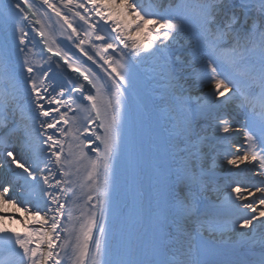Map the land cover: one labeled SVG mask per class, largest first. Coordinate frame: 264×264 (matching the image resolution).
Listing matches in <instances>:
<instances>
[{
  "label": "snow or ice",
  "instance_id": "1",
  "mask_svg": "<svg viewBox=\"0 0 264 264\" xmlns=\"http://www.w3.org/2000/svg\"><path fill=\"white\" fill-rule=\"evenodd\" d=\"M254 2L264 15V0ZM222 3L223 0H195L191 4L173 5L169 0L165 7L162 0H59L73 18L82 22L78 29L53 0H0V24L11 22L12 38L18 40L16 51L24 55L19 72L9 61L0 73V170L5 171L0 179V264H208L201 258L188 225L193 219L200 228L208 223L201 220L198 207L206 188L200 144L207 138L191 141V137L197 136L194 128L197 118L207 120L220 108L238 100L244 115L240 128L234 126V118L230 116L214 117V132L225 145V166L229 170L251 166L254 175L264 176V31L253 26L257 40L251 48L241 46L238 40L231 47H223L227 37H238V32L233 27L235 16L224 27L217 24ZM42 6L55 14L61 34H66V39L75 44L82 56L93 64L99 57L108 66L110 86H97L86 70L71 62L53 35L45 31L39 14ZM193 12L198 17L195 54L187 63L175 57V64L180 65L175 67L170 49L173 44H179L181 32L191 31ZM43 16L47 18L48 12ZM30 24L40 27L29 30ZM84 25L88 26L87 30L83 29ZM30 31L52 53L46 61L47 69L29 59L32 50L28 44L34 42L29 40ZM53 56L79 73L95 89V94L86 92L83 83L71 88L53 83L52 64L61 67L53 61ZM149 57L158 58L164 91L180 105L181 135L189 141L190 148L183 167L170 178L167 191L170 207L161 225L163 239L157 257L147 262L130 259L113 262L108 259L106 212L122 138L123 98L131 87V61ZM193 63L198 66L189 75L199 86H211L202 96L185 95L182 80L186 82L187 77L182 73ZM72 93L80 96L74 97ZM77 112L87 113L84 122ZM25 120L33 125L38 122V127L30 129L23 123ZM241 129L243 143L231 144L230 137L234 133L239 135ZM25 154H29L31 162L24 158ZM81 169L85 183L80 187H87L88 191L81 193L84 199L78 203L81 197L76 195L69 177L78 175ZM9 172L15 178V185L7 179ZM17 187L19 195L24 197L22 201L10 195ZM37 189L40 198H47L43 209L35 197ZM256 193L260 194L258 201L250 199ZM231 194L226 207L227 229L237 233L250 257L240 264H264V231L257 227L264 228V181L252 187L237 183L232 186ZM34 199L35 207H29ZM94 199L96 202L92 203ZM16 214L27 217L23 221V233L8 227L10 223L22 222ZM29 223L38 227H29ZM208 226L215 234L216 225ZM182 237L187 238L186 248ZM170 244L178 247L173 249Z\"/></svg>",
  "mask_w": 264,
  "mask_h": 264
},
{
  "label": "bare ground",
  "instance_id": "2",
  "mask_svg": "<svg viewBox=\"0 0 264 264\" xmlns=\"http://www.w3.org/2000/svg\"><path fill=\"white\" fill-rule=\"evenodd\" d=\"M53 2L61 8L62 12L69 16L73 25L79 29L82 22H80L78 18H73V14L59 4V0H53ZM248 7L249 6L244 4V12H246L245 10H247ZM45 11L48 12L47 18L43 16ZM228 11H231L228 7H221V16L217 21L220 27L224 25L226 15L229 13ZM240 13L242 12H239V14ZM39 14L45 24V31L53 35L62 50L69 55L71 62L78 65L81 69L86 70L97 86H104V88L110 86L111 80L109 79L108 73L111 70L108 66L103 65V61L100 60L99 57H96L97 63L93 64L92 61L82 56L75 44L66 39V34H61V29L59 25L56 24L58 18L51 10H47L46 6L40 7ZM245 17L246 14L243 15L240 22L234 24L233 27L238 32V37L230 36L232 39L230 41L231 44H236L237 40L239 41V39H241L240 35L243 34ZM93 22H95V20ZM49 25L51 27H49ZM33 26L37 28L40 27L39 25L30 24L28 25L29 30ZM66 27L65 25V28ZM87 27V25H84L83 29L87 30ZM12 32L13 25L11 22L0 24V73L3 72L5 63L9 61L15 71L19 72L20 65L24 59V55L16 51L18 40H13ZM68 32H71V29H68ZM81 36H83V31H81ZM245 37H242L243 39L241 40H244ZM29 40L34 41L28 44V48L32 50L29 54L30 61H32L33 64L38 62L47 69L48 63H46V61L49 56H52V53L45 49L44 43L35 32H29ZM239 44L242 46L245 44V40ZM85 47H87V45H85ZM52 59L61 65L60 68H56L55 63L52 64L53 72L50 73V75H54L53 83L68 88H71L77 83H83L86 92L95 94V89L92 88L87 81L83 80V77L79 76V73L69 69L58 57L53 56ZM177 66L180 67V65ZM191 71L192 69L189 68L184 69L182 75L185 77L189 76ZM25 75L27 74L25 73ZM130 79L131 87L128 89L127 93L124 94L125 98H123L124 123L122 138L119 154L114 162V175L112 177L114 185H112L111 188L116 187L117 190V198L114 197L116 198L115 213L108 216L106 213V224L109 229L108 259L113 262L118 259L147 262L157 257L163 239L161 225L165 222L170 207V203L167 200L170 178L172 177V173L183 167V163L188 156V150L190 148L189 141L184 139L181 135L183 121L180 114V105L175 109V105L177 104L174 103L178 102H174L164 91L165 81L162 76V68L158 58L149 57L140 60L133 59L131 61ZM69 81L72 83L70 84ZM185 88V95L192 96H202L211 90V86H209L204 90L194 92L192 90L194 84L191 82L187 83ZM72 95L74 97L80 96L79 93H72ZM65 98H67V94ZM79 102L85 105L88 104L87 101ZM227 106L217 111L224 110ZM75 107L76 105H73V108ZM171 108H173L176 113L173 114ZM71 115H73V113H69V116ZM76 115L80 118L81 122H84V117L87 113L77 112ZM40 119L44 118L41 117ZM197 120L198 126H194L197 136L191 137V141H197L198 137L207 138L200 144L201 151L204 154L203 161L208 162L207 166H203L205 177L212 179L235 178L240 182L242 181L243 185L249 187L264 181V176H256L253 174L254 170L251 166H242L239 170H229L228 167L225 166V162L222 161L219 163L215 162V165H213L210 157L215 154L217 145H219L217 143V134H209L205 131L207 129L206 123L208 120L202 118H197ZM23 123L28 124L30 129L38 127V122L33 125L31 121L25 120ZM91 127L94 128L95 125ZM199 129L202 130L199 131ZM51 131L52 130H49V132ZM33 136H35L34 131ZM239 136L240 134L237 135L234 133L232 138L238 141ZM12 140L15 142L16 137L14 136ZM212 145L216 146L211 147ZM17 151H19V149H17ZM90 154L95 155L94 153ZM24 158L31 162L29 154H25ZM16 171L20 170L17 169ZM73 172H75V168H73ZM4 176L5 171L0 170V179H3ZM83 176L84 170L81 169L78 175L69 177V179L74 182L73 187L76 195L81 197L80 200L77 201L78 203H82L84 199L81 193H87L88 191L87 187L83 189L80 187V184L85 183ZM7 179L15 185V178L10 172L7 174ZM42 187L47 186L42 185ZM136 188L138 189L135 190ZM129 191L132 193L131 195ZM19 192L20 189L17 187L16 191L11 192L10 195L22 201L24 197L20 196ZM230 194L231 191L226 190L224 194L215 197L209 194L203 195L201 198L202 202L198 207L202 213H207L208 217H217L220 214H226V207ZM132 196L134 201L131 200ZM231 196L233 199L235 198L234 194H231ZM35 197L39 199L40 207L43 209L47 198H40L39 189L36 190ZM259 198L260 194L256 193V195L250 199L258 201ZM35 202L36 200L34 199L29 207H35ZM95 202L94 199L92 203ZM71 204L72 201H69V206H71ZM21 206L23 207V204H21ZM108 210L109 208L107 211ZM242 211L247 212L248 210L243 209ZM74 214H78V211ZM16 215L18 218L22 219V222L10 223L8 227L17 229L23 233L25 230L23 221L27 220V217H21V214ZM112 218L114 219L112 220ZM201 220L208 222L205 223L203 228H200L195 220H189L188 225L190 229H192V235L195 236L194 243L198 245L200 249L201 258L206 259L208 264H228V262L240 264L243 260L250 259L237 233L228 231L227 220L221 219L223 221L217 222V220H206L202 219V217ZM209 223H214L216 225L215 234L209 229ZM29 227H38V225L29 223ZM257 227L259 231H264V228ZM199 230H204L206 234L199 233V235H196V232ZM124 237L126 240L123 245L122 240ZM181 239L185 241L184 247L186 248L187 238L182 237ZM170 247L174 249L178 247V245L170 244ZM256 251L258 254L260 249L257 248ZM122 253L127 255V258L121 257L123 256Z\"/></svg>",
  "mask_w": 264,
  "mask_h": 264
},
{
  "label": "rangeland",
  "instance_id": "3",
  "mask_svg": "<svg viewBox=\"0 0 264 264\" xmlns=\"http://www.w3.org/2000/svg\"><path fill=\"white\" fill-rule=\"evenodd\" d=\"M164 6L166 7L167 4L169 3V0H163L162 1ZM180 2H186V3H194L195 0H171V3L173 5H175L176 3H180ZM246 2V3H245ZM244 4H246L247 6H249L247 8V10H245L246 12H244L243 6ZM226 6L228 7V9H230L231 11H228V15H226L225 18V23L224 25L233 17H236V22H240L243 15L246 14L245 17V21H244V25H243V34L240 35V38L243 39L245 36V44H243L242 46H247L249 48H251L253 46V44L256 42L257 40V33L253 32V26L255 25L256 29L258 31H264V15H262L260 13V11L258 10V8L255 6V2L254 0H223V3L220 5V8ZM232 12V13H231ZM239 12H242L239 14ZM221 13L219 12L218 15L216 16V21H218V19L220 18ZM198 23V17L196 16V14L193 12L192 13V28L191 31H183L179 34V44H173L171 49H170V53L171 56L173 58V62H174V66L178 67V64H175V57L179 56L181 57L183 60H185V62L187 63L188 61L193 60V56L195 54V46L197 43V37H196V24ZM224 25H222V27H224ZM249 33H252V35H249ZM243 37V38H242ZM239 39V43L244 41ZM231 37H227L225 44L223 45V47L228 48L231 47L232 45H234L233 43L231 44ZM182 46V47H181ZM187 55V56H185ZM198 65L196 64H192V68L197 67ZM187 69V68H185ZM187 80L186 82L183 81L184 85H186L187 83L191 82L194 84V88L192 89L194 92H198L201 90L206 89L209 86H199L197 84V81L192 77V76H186ZM256 91H258V89H255ZM177 104L175 105V109H177L179 103H174ZM194 106V105H193ZM171 110H173V108H171ZM178 112V111H177ZM172 113H176L174 110L172 111ZM219 115H227L230 116L232 118H234V126L236 128H240L241 127V123L243 122L244 119V115L243 112L241 111V109L239 108V101L238 100H234L233 102H231L226 109L221 110V111H216L214 113L213 116H209L207 118L208 122L206 123L207 125V129L205 130L207 133L209 134H216L214 132V125H215V116H219ZM194 126H198V120L197 122L194 124ZM202 129H199V131H201ZM243 129H241L240 132V136L238 138V141L233 139L232 136L230 137V143L235 145V144H242L243 143ZM15 143V142H13ZM217 143L219 145H217L216 148V152L215 154H213L210 158L212 159L211 162H213V160H215V162L219 163V162H225L224 161V147L225 145L221 144L219 141H217ZM216 145H212L211 147H215ZM208 162L203 161V166H207ZM205 181H206V189L203 190L202 192V196L203 195H207L209 194L212 197L224 194L225 191L230 190L232 186H234L237 183L242 184V181H238L237 179H212V178H208L205 177ZM243 185V184H242ZM256 185H260V183L256 184ZM201 196V198H202ZM201 213V217L202 219H206V220H217V222L219 221H223L221 219L227 220L229 219L227 214H220L217 217H208L207 215H205L204 213ZM211 218V219H210ZM194 220V219H193ZM192 220V221H193ZM216 222V221H215ZM200 234H204L205 231L204 230H199ZM206 234V233H205Z\"/></svg>",
  "mask_w": 264,
  "mask_h": 264
}]
</instances>
